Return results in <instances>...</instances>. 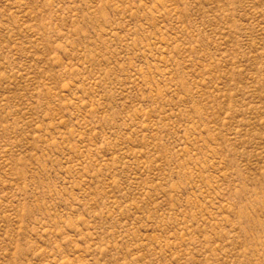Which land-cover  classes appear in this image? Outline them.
I'll list each match as a JSON object with an SVG mask.
<instances>
[{"label": "rangeland", "instance_id": "1", "mask_svg": "<svg viewBox=\"0 0 264 264\" xmlns=\"http://www.w3.org/2000/svg\"><path fill=\"white\" fill-rule=\"evenodd\" d=\"M0 264H264V0H0Z\"/></svg>", "mask_w": 264, "mask_h": 264}]
</instances>
